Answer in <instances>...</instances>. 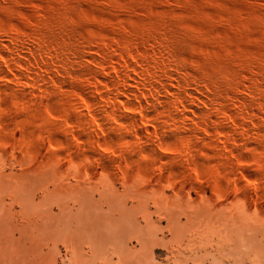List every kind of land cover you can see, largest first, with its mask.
I'll return each instance as SVG.
<instances>
[{"label":"bare ground","instance_id":"1","mask_svg":"<svg viewBox=\"0 0 264 264\" xmlns=\"http://www.w3.org/2000/svg\"><path fill=\"white\" fill-rule=\"evenodd\" d=\"M48 12H13L24 25L7 22L5 15L6 20L0 18V142L14 140L27 154L24 140L35 145V151L40 144L52 148L58 136L54 126H58L64 137L60 147L70 160L79 158L75 142H87L97 165L123 175L137 165L160 181L178 175L176 184L182 189L190 186L200 191L208 185L228 200L234 186L238 193L264 205V52L228 54L227 44L213 40L223 50L221 55L225 53L223 59L216 60L214 53L195 61L187 53H198L201 44L197 42L208 40L197 33L196 25V29L188 27L187 34L180 32L181 25L174 30L158 20L127 24L124 18V23L115 25L112 39H107L96 29L89 32L92 28L84 34L88 27L85 31L82 25L83 33L79 32L80 21L73 28L67 13ZM230 64L241 69H231ZM9 122L19 125L20 137L18 129L8 128ZM39 124L46 131L25 132ZM243 149L254 153L245 154ZM209 158L216 162L212 167L206 163ZM244 163L248 169L241 168ZM215 173L225 179L216 178ZM93 228L98 227L93 224Z\"/></svg>","mask_w":264,"mask_h":264},{"label":"rangeland","instance_id":"2","mask_svg":"<svg viewBox=\"0 0 264 264\" xmlns=\"http://www.w3.org/2000/svg\"><path fill=\"white\" fill-rule=\"evenodd\" d=\"M0 1L3 3L0 18L6 20L5 15L7 22L17 20L20 22L16 24L21 25L25 24L21 16L13 13L19 9L29 14L51 11L54 15L65 4L61 14L67 13L69 21L73 19L69 22L73 28L80 21L76 26L78 31L81 29L79 32L88 27L84 34L92 28L89 32L97 30L107 34V39L113 36L115 25L125 20L127 24L134 20L151 24L158 20L159 25L165 23L164 28L173 26L174 30L181 25L180 32L187 34L188 27L196 25L197 29L193 28L208 40L197 42L201 44L198 53L191 50L187 53L195 61L214 53L213 58L223 59L225 53L221 55L223 50L213 40L227 44L228 54L244 52L254 56L264 52V0H141V3L140 0H112L113 3L111 0H67L68 4L66 0ZM55 3H59L60 10ZM71 10L79 17L73 16ZM164 28L159 32L165 33ZM229 67L241 69L234 64ZM57 99L54 97V101ZM68 121L72 122L70 118ZM9 123L8 128L20 129L17 123ZM54 127L58 136L52 148L49 144H40L35 151V145L24 140L28 144L27 154L14 140L0 142V218L4 222L0 225V264H264V205L251 201L242 191L238 193L234 186L229 190L232 198L228 200L217 196L208 185H203L205 189L200 191L190 186L182 189L176 184L178 175L173 179L165 176L160 181L149 177L137 165L123 175L118 170L97 165L90 158L94 152L87 142H75L79 158L70 160L64 157L60 147L63 132ZM45 128L39 124L25 132L37 129L44 132ZM241 151L254 153L250 149ZM206 163L212 167L216 162L209 158ZM247 164L241 168L248 169ZM221 176L222 173H215L216 178L224 180ZM90 228L95 231L93 234Z\"/></svg>","mask_w":264,"mask_h":264}]
</instances>
